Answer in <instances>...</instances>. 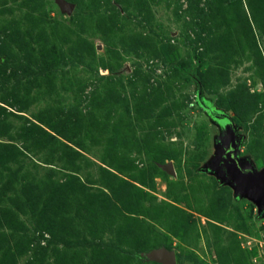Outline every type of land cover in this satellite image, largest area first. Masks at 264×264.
I'll return each instance as SVG.
<instances>
[{
	"label": "rangeland",
	"instance_id": "1",
	"mask_svg": "<svg viewBox=\"0 0 264 264\" xmlns=\"http://www.w3.org/2000/svg\"><path fill=\"white\" fill-rule=\"evenodd\" d=\"M66 1L0 0V264H264V215L207 169L222 112L264 169L241 0Z\"/></svg>",
	"mask_w": 264,
	"mask_h": 264
},
{
	"label": "water",
	"instance_id": "2",
	"mask_svg": "<svg viewBox=\"0 0 264 264\" xmlns=\"http://www.w3.org/2000/svg\"><path fill=\"white\" fill-rule=\"evenodd\" d=\"M63 11L72 13L75 5L66 0H58ZM218 119L226 125L224 137L218 145L215 160L207 169L222 178L224 184L233 187L237 196L253 200L264 215V169L258 170L255 163L247 157L241 156L243 135L238 133L239 126L226 113H221ZM168 172L175 174L174 165L168 162L162 165ZM149 258L163 264H175L177 255L175 251L161 247L154 249Z\"/></svg>",
	"mask_w": 264,
	"mask_h": 264
},
{
	"label": "trees",
	"instance_id": "3",
	"mask_svg": "<svg viewBox=\"0 0 264 264\" xmlns=\"http://www.w3.org/2000/svg\"><path fill=\"white\" fill-rule=\"evenodd\" d=\"M241 2L245 6V8L242 7V9L245 10L247 12V14L251 17L252 23H253V25H255V28L257 30H259L260 37H261L260 38L261 39L260 40L261 43H258L257 33L255 32V28L254 29L252 28V37H253V39L248 41V44H249L248 46L251 47V48H256V49H257V46H258V48L260 49V51L258 50V53L260 54V57L264 61V0H245L244 2L241 0L240 3ZM236 4H237V1L236 0H232L229 5L231 7H233ZM230 8L228 9V11H231ZM241 12L242 11L240 10V13ZM244 15L246 16V14H244ZM251 95L255 96L256 94L254 93V94H251ZM76 153L79 154L77 151H76ZM63 162L65 163V166L63 165V167H62V169L64 170L63 172L64 173H68L67 171H65V170H70V169H67L68 168L67 167L68 164L66 163L65 160ZM51 176H53V175H50V177ZM44 177H47V174ZM48 178H49V176H48ZM181 260H182V255L181 254H177V262H179Z\"/></svg>",
	"mask_w": 264,
	"mask_h": 264
}]
</instances>
